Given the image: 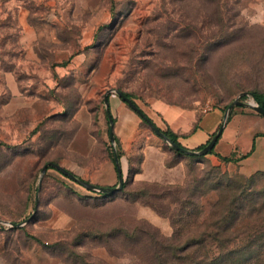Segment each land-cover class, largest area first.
<instances>
[{
  "label": "rangeland",
  "instance_id": "obj_1",
  "mask_svg": "<svg viewBox=\"0 0 264 264\" xmlns=\"http://www.w3.org/2000/svg\"><path fill=\"white\" fill-rule=\"evenodd\" d=\"M117 91L152 113L264 93V0H0V264H264V226L232 256L230 231L190 260L176 251L211 227L228 183L248 181L264 214V174L181 153L182 183L140 181L137 156L107 194L52 165L119 185L105 103Z\"/></svg>",
  "mask_w": 264,
  "mask_h": 264
},
{
  "label": "crops",
  "instance_id": "obj_2",
  "mask_svg": "<svg viewBox=\"0 0 264 264\" xmlns=\"http://www.w3.org/2000/svg\"><path fill=\"white\" fill-rule=\"evenodd\" d=\"M110 103L113 133L122 153L119 161L123 176L131 170V158L138 156L141 164L135 179L182 183L185 177L182 159L175 158L174 152L161 145L159 138L152 134L151 127L148 128L120 96L111 97ZM152 108L153 113L144 112L148 118L162 131L170 129L184 148L193 151L209 143L218 133L227 111L224 107H216L201 112L198 107L184 108L162 100L155 101ZM213 150L206 157L218 165L233 167L245 177L264 174V115L252 108L237 106ZM113 181L109 180L105 185H113Z\"/></svg>",
  "mask_w": 264,
  "mask_h": 264
},
{
  "label": "trees",
  "instance_id": "obj_3",
  "mask_svg": "<svg viewBox=\"0 0 264 264\" xmlns=\"http://www.w3.org/2000/svg\"><path fill=\"white\" fill-rule=\"evenodd\" d=\"M123 94L126 97L131 99L130 95H128L126 93H123ZM249 95H252V97L256 100V102L261 107L264 108V93H260V92L249 93L248 92L241 97V100H246ZM227 108H228V106H227ZM227 108L224 110H227ZM141 111L143 112V110H141ZM147 118H148V116H147ZM107 119H108V123L110 124L108 115H107ZM143 121H144V123H147L144 119H143ZM150 121L152 122V120H150ZM163 132L175 144L183 147L178 141V136L175 133H173L170 129L164 130ZM115 141L117 143L118 157L121 158L122 153H121L119 141L117 138H115ZM207 144L199 147L196 151L203 150L207 146ZM172 151L176 155H182L179 151H175V150H172ZM213 151L214 150H212L211 153H213ZM190 157H192V156H190ZM222 159L226 162L229 161L228 158H222ZM113 162L115 164V169L117 171V166H116V162H115L114 157H113ZM253 177H255V176H253ZM247 182L248 181H243L239 185L228 183V184H226L224 189H221V191L222 190L227 191V193H228V196L223 198L220 202L221 207L223 206L224 209H222L221 213L217 212V213L212 214L211 218H213V220H212L213 222L210 223L211 227H209V225L208 226L205 225V229H204L203 233L200 235L201 238L192 239L189 242H187L185 244V246L179 247L176 249L178 254L184 255L183 259L185 258L187 260H190L191 259L190 248H192L194 246L206 245L207 240H213V243L215 241L216 242L215 244H217V243L220 244V240L218 239V237H219L218 235H219L220 231H222L224 233L230 231L231 233H233L235 235L233 237V239L228 241L229 243L234 242V244L236 245L234 247V249H230L228 251L229 256L237 254V252L234 250H237V249L241 250L242 245H244V243L245 244L248 243L246 246H250L251 243L255 241L252 239L254 237H257L255 235V231H257L258 229H260L261 227L264 226V222L262 221V216H264V214L262 213V211L260 209H257L256 204H253L250 202L249 194H247V188H245V186H248ZM126 185H127V182L124 181L123 188H125ZM216 190H218V188H216ZM236 191L238 193H235ZM255 202H257V201H255ZM257 203H259V202H257ZM254 213H256V214H254ZM247 220H249V221L247 222ZM257 239H258V237H257ZM219 248H223V247L220 245ZM184 252H188V253H184ZM246 260H247V258H246Z\"/></svg>",
  "mask_w": 264,
  "mask_h": 264
},
{
  "label": "water",
  "instance_id": "obj_4",
  "mask_svg": "<svg viewBox=\"0 0 264 264\" xmlns=\"http://www.w3.org/2000/svg\"><path fill=\"white\" fill-rule=\"evenodd\" d=\"M117 94L135 111L137 112L147 123L148 125L151 127V129L158 135L160 136L167 144H169V146L175 150V151H179L180 153L184 154V155H189V156H195V155H207L208 153H210L214 147L215 144L220 136V134L222 133L223 127L225 126V124L228 122L231 113L233 111V109L235 108V106H246L249 108L254 109L256 112L263 114L264 115V108L261 107L259 104L255 103H243L239 100L240 97H242L245 94H242L238 99H236L235 101H233L226 113H225V117H224V121L223 124L221 126V128L219 129L218 133L210 140V142L207 144V146L201 150V151H193V150H188L186 148H183L177 144H175L169 137H167L164 132L159 129L155 124H153L148 118L147 116L141 111V109L128 97H126L123 92L121 91H117ZM105 103L107 105V115L110 121V139L112 142L115 143V136L113 133V118L109 109V98L108 95L105 96ZM115 162H116V166H117V173H118V180H119V185L117 187H102V186H97L91 183H88L86 181L80 180L78 177H76L75 175H73L72 173H70L69 171H67L66 169H64L63 167L57 165V164H52L55 168H57L60 172H62L63 174L67 175L69 178H71L72 180L78 182L79 184H81L82 186H84L85 188L89 189V190H93V191H98V192H102V193H107V194H113L116 193L120 190H122L123 188V184H124V179H123V174H122V168L120 165V161H119V157L117 154V151L115 150ZM48 169V165H45L42 169V173L44 174ZM33 218V216H31L30 218H28L25 223L30 222V220ZM9 225H11L13 228H20L24 225V223H7Z\"/></svg>",
  "mask_w": 264,
  "mask_h": 264
},
{
  "label": "built area",
  "instance_id": "obj_5",
  "mask_svg": "<svg viewBox=\"0 0 264 264\" xmlns=\"http://www.w3.org/2000/svg\"><path fill=\"white\" fill-rule=\"evenodd\" d=\"M253 104H255V103H253ZM207 111V110H206Z\"/></svg>",
  "mask_w": 264,
  "mask_h": 264
}]
</instances>
